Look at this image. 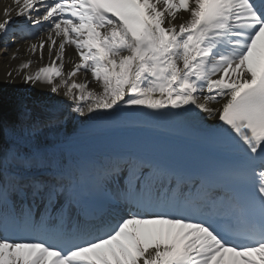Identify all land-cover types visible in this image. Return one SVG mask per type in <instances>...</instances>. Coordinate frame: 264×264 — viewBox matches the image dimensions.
Masks as SVG:
<instances>
[{
  "label": "snow or ice",
  "instance_id": "obj_1",
  "mask_svg": "<svg viewBox=\"0 0 264 264\" xmlns=\"http://www.w3.org/2000/svg\"><path fill=\"white\" fill-rule=\"evenodd\" d=\"M0 41L30 57L4 83L50 94L0 112V264H264V0H12ZM65 108L106 128L146 110L222 154L77 161Z\"/></svg>",
  "mask_w": 264,
  "mask_h": 264
},
{
  "label": "bare ground",
  "instance_id": "obj_2",
  "mask_svg": "<svg viewBox=\"0 0 264 264\" xmlns=\"http://www.w3.org/2000/svg\"><path fill=\"white\" fill-rule=\"evenodd\" d=\"M11 5H12V0H0V17H2V13H3L5 6H11ZM19 44H23V41H20ZM11 47H15V46H11ZM24 47H26V45L21 47L20 49L21 59H18V60L9 61L5 58L8 55V53L3 52L5 53L4 55H1L0 53V112L11 111V114H12L15 109L16 103L18 101L15 97L18 96L19 98H22L24 94L23 92L24 89L25 90L33 89V92H32L33 99H46L50 95L49 93H46V92L42 93L40 91L39 86H37L36 88H32L29 85H25L21 83L19 79H17L14 84L4 83V81L7 79L5 74L8 71L15 70L18 67V65L22 62V60H27L30 58L27 54H25ZM67 56L73 59L76 58V53H75L74 48L68 49ZM31 58L36 59L37 57H31ZM38 66H39L38 64H33L32 69L35 70ZM68 67H70V65L66 64V69ZM89 78H91L90 74H89ZM90 87H92V85H90ZM51 98L53 100L62 99V97L60 96H52ZM64 110L68 114L67 126L70 122H76L77 120L86 122L87 120V118H84V117L74 116L73 114L70 113V111H68L67 108H65Z\"/></svg>",
  "mask_w": 264,
  "mask_h": 264
}]
</instances>
